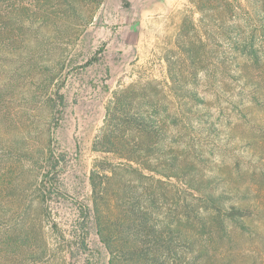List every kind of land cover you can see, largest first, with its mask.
<instances>
[{
    "label": "rangeland",
    "instance_id": "1",
    "mask_svg": "<svg viewBox=\"0 0 264 264\" xmlns=\"http://www.w3.org/2000/svg\"><path fill=\"white\" fill-rule=\"evenodd\" d=\"M28 2L46 18L50 38L33 36L32 48L25 50L20 44L22 55H7L1 61L0 264H109L94 218L89 221L86 249L75 235L80 208H93L89 177L95 162H116L111 155L95 152L93 143L115 91L141 80L169 81L166 57L178 61L188 88L204 99L193 104L201 119L172 131V146L197 161L202 172L250 188L252 199L242 200L256 206L244 227L236 226L234 244L219 233L214 236L216 225L211 222L185 219L183 227L211 245L213 253L196 264H264V71L250 67L255 81L249 86L239 78L238 65L229 72L220 63L214 69L211 53L235 55L224 38L205 37L194 0H74L77 12L64 0ZM246 16L245 10L236 21ZM248 23L249 32L255 22L249 18ZM182 38L207 58L197 76L176 47ZM58 94L64 95L65 108L56 103ZM165 182L143 186L157 196L150 206V223L157 230L173 228L184 217L179 216L176 181ZM101 212L111 232L117 213L112 202ZM171 247V254L161 249L168 264L195 256L178 242Z\"/></svg>",
    "mask_w": 264,
    "mask_h": 264
},
{
    "label": "trees",
    "instance_id": "2",
    "mask_svg": "<svg viewBox=\"0 0 264 264\" xmlns=\"http://www.w3.org/2000/svg\"><path fill=\"white\" fill-rule=\"evenodd\" d=\"M28 1L41 5L44 0H0V68L7 55L23 54L18 45L24 44V49L29 50L34 45L33 36L45 41L50 38L44 26L46 18L35 11V6ZM246 1L249 3L247 7H243L238 0H194V4L201 14L198 21L202 24L205 37L224 38L235 55L230 58L228 52L216 56L211 53L214 69H219L220 63L222 69L229 72L230 67L238 65L236 71L239 78L250 86L255 81L250 67L264 71V0ZM64 2L70 10L77 12L74 0ZM245 10L246 18H242V22L236 21ZM218 13L222 18L218 17ZM249 18L255 24L248 32ZM205 20L207 23L203 25ZM191 24L197 31L198 25L193 20ZM183 26L181 30L184 31ZM200 43L204 45L203 41ZM176 47L195 76L204 70L202 65L207 58L202 56L201 48L187 38L179 40ZM232 52L229 54L232 55ZM239 57L241 62L233 64L232 60L237 61ZM165 61L168 82L141 80L114 92L106 106L103 126L93 143L95 152L111 155L116 162H111L109 158L95 162L89 177L93 208L88 205L80 208L76 226L79 233L75 235L81 247L86 249L89 221L94 218L98 235L110 255L109 264H148L150 261L168 264L161 249L165 248L168 250L166 253L171 254V245L175 242L187 247L195 256L191 261L181 257L171 263L196 264L203 255L212 257L213 253L211 245L202 244L195 233L192 235L183 227L185 219L193 216L202 225L211 222L217 226H214V236L219 233L228 243L234 244L236 226L244 227V219L255 214L256 206L242 200L252 199L250 188L242 189V186L220 176L202 172L197 161L172 146V131L177 132L181 126L193 123L194 118L199 119L201 116L198 110H194L193 104L204 103V99L188 88L184 70L178 66L177 60L166 57ZM56 103L65 108L64 95L58 94ZM165 103L167 107L162 106ZM50 165L51 168L56 167V163ZM165 179L176 181L175 187L181 193L177 207L182 214L179 216L184 217L173 228L169 226L157 230L150 223V206L157 203V196L143 186L145 182L151 186H162L166 183ZM114 185L117 190H114ZM220 188L222 191L218 194ZM188 197L204 202V206H194ZM226 199L229 201L226 202ZM111 202L117 213L114 228L109 232L108 219L103 216L101 208ZM207 229L210 232L212 227Z\"/></svg>",
    "mask_w": 264,
    "mask_h": 264
}]
</instances>
